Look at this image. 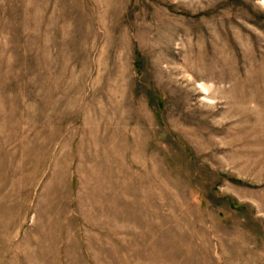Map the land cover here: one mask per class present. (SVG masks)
Returning a JSON list of instances; mask_svg holds the SVG:
<instances>
[{
  "label": "rangeland",
  "instance_id": "rangeland-1",
  "mask_svg": "<svg viewBox=\"0 0 264 264\" xmlns=\"http://www.w3.org/2000/svg\"><path fill=\"white\" fill-rule=\"evenodd\" d=\"M0 264H264V0H0Z\"/></svg>",
  "mask_w": 264,
  "mask_h": 264
}]
</instances>
